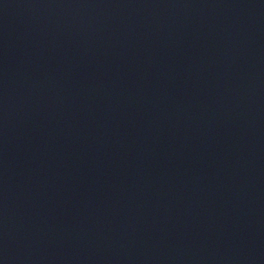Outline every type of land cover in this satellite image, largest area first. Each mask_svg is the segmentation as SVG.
Listing matches in <instances>:
<instances>
[{"label": "water", "instance_id": "obj_1", "mask_svg": "<svg viewBox=\"0 0 264 264\" xmlns=\"http://www.w3.org/2000/svg\"><path fill=\"white\" fill-rule=\"evenodd\" d=\"M264 0H0V264H256Z\"/></svg>", "mask_w": 264, "mask_h": 264}]
</instances>
